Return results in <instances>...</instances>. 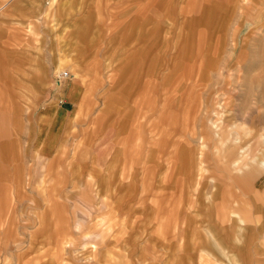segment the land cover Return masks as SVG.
<instances>
[{"label":"rangeland","instance_id":"1","mask_svg":"<svg viewBox=\"0 0 264 264\" xmlns=\"http://www.w3.org/2000/svg\"><path fill=\"white\" fill-rule=\"evenodd\" d=\"M137 1L0 0L1 59L24 42L35 47L27 50L32 88L7 78L13 88L4 95L0 84V105L30 100L39 126L14 150L1 136L0 186L9 168L25 186L29 150L51 157L38 161L36 231L51 217L67 228L61 243L57 229L21 264H251L250 248L239 253L250 242L239 238V220L253 215L264 223V0H157L169 2L168 13L158 5L149 15L152 30ZM111 12L118 19L110 28ZM81 31L87 35L77 38ZM53 33L59 38L50 43ZM147 41L152 50L144 54ZM63 70L70 77L57 84ZM12 71L19 70L0 61V76ZM71 83L74 98L78 88L84 92L86 110L65 133L64 150L60 106ZM76 165L90 184L60 199L61 185L72 184L68 176L60 182V167ZM259 241L262 249L264 237ZM11 257L0 264H15Z\"/></svg>","mask_w":264,"mask_h":264},{"label":"crops","instance_id":"2","mask_svg":"<svg viewBox=\"0 0 264 264\" xmlns=\"http://www.w3.org/2000/svg\"><path fill=\"white\" fill-rule=\"evenodd\" d=\"M127 2L129 3V1ZM137 2L138 3L141 2L142 4L145 5L143 12L144 11L145 13L148 12L146 15L143 16L145 26L150 25L151 21H153L152 17H149V15L159 13L158 5L162 6L161 4L163 3L165 6L164 8L165 10L162 9V12L164 11L168 13L169 2L167 3V1L162 2V1H157V0H138ZM137 2H134V3H137ZM128 5H129L128 12L130 11L133 12L136 10L134 6H132L131 3H129ZM117 17H118L117 12L116 13L111 12V13H108V17H106L107 19L106 18L104 19H106L109 22V25L111 28V26L115 24V21L118 19ZM150 26H148L149 30H152ZM148 27L147 29L144 28V30L146 29L144 34L148 32L147 38L150 36L149 35L150 31L148 30ZM157 29H159L160 31L162 30L161 27ZM185 29H188V28H185ZM109 32L111 33V30ZM85 35H87L86 32H82V31L76 33L77 38H83ZM58 38H59L58 33H53L50 36L49 42L53 43L57 41ZM145 46L146 47H145L144 54H149L150 48L152 50V46L150 45L148 41L146 42ZM6 48L7 47H5L3 51ZM30 48L34 49L35 47L27 46V44L24 42V45L20 47L18 51L14 49L13 50L6 49L7 53L8 51L9 52L11 51L10 53L12 54L11 55L6 54L5 56L2 57V59L0 56V59H1L0 61L2 64L6 65L7 67L12 66L13 68L19 70L18 72L12 71V73H6L8 75H5L4 73L1 74L0 84H1V90L3 88L2 91L4 95L6 93H7L6 95H9L11 89L13 88V87L11 88L13 83L12 84L7 83L8 81L7 78L9 77L17 81V86H23L24 89H26V86L32 88L34 84L33 81L35 78L34 77L35 72L29 67L30 65L27 64V62H29L28 59H30L27 57V50H29ZM66 54L67 53H63V54L59 53L57 56L59 58H62V56ZM144 54L142 55L141 59H137V60L141 62L144 61L145 60ZM10 56L12 57L11 59H10ZM138 68L141 69L142 66L136 67L134 69L137 70ZM21 70H22V73H21ZM140 72H142V70ZM20 83L21 85H19ZM72 85L73 83L67 86L64 89V92L62 94V97H65L67 105L60 106L66 112L64 119H63V129H62L61 140H60V144L63 147V149H64V142L66 143L68 141V138L66 137L65 139V136L68 134V132H70V130L74 126L73 120L78 121V119H80L79 117L82 115L81 111L86 110V108H84L86 107L85 106L86 104H84V102L80 103L81 100L83 99L84 92H82L81 89L78 88L79 89L78 98H74L70 93ZM24 94H27V92H24ZM7 97H5V100H7L6 99ZM18 102L20 103H17L18 104L17 106L23 107L24 113H22L21 116L18 113H15L16 112L15 109L19 108L16 106V103H12L10 101V102H7L8 104H4L5 102H3V104L0 105V109L2 111L1 113L4 116L3 118H0V138L1 136H4L5 142L9 143V146H11L10 148H12V150L15 149L16 141L20 142L22 146L26 145L30 127H34L35 129L39 127L37 126L38 121H36L35 119V114L34 113L33 115L30 114V109L34 107V103L30 102V100H29L30 105L29 103H25L24 101L19 100ZM49 104H50V101L45 102L43 105H41V107L38 109V112H39L38 117H40L41 112H43V116L47 114L48 112L47 106ZM80 121L82 122L83 120L80 119ZM44 122L46 123V120H44ZM31 123H34V126ZM20 127L23 128V131L20 130ZM79 131L83 132L84 128H80ZM117 132L118 130L113 132V135H116ZM88 134L90 133L88 132ZM22 135L27 136L26 140L23 141V143L21 139ZM10 142H13L14 144ZM180 144H182V142H178V146L176 147V149L179 148ZM23 152L27 153L24 150ZM82 154L83 152L81 150L76 151V156H75L76 159L80 160L82 157ZM26 156L28 157L29 164H32L33 166H32L31 178L28 175L27 183L25 184V186L22 187V185L19 183V178L17 180H14L13 175L15 172L11 168L8 169L6 173L7 178L5 179V181H3V183L0 186V259L4 260L6 258H9V256H12L13 258L11 257V259L15 261V264H21V262L24 260L26 261L27 258L31 256H35L36 252H39L38 250L39 248H41V246L47 247V244H49L48 242L51 239L50 234L55 233L53 231H56L57 229H59L58 230L59 240L61 243L62 242L61 240L66 236L65 230L67 229L63 220H56L54 217H51L50 224L49 226H47V228H44L38 232L36 231V227H37L36 224L39 222V220L37 219V215L35 211V204L34 202H31V198L32 197L35 198V196L37 195L36 188L42 186V183L41 184L35 183V181L41 182V179H42L43 173L40 171L39 165L40 163L46 164V162H48L51 157H48L47 155L43 156L38 150H35V149L29 150ZM96 156L92 157V154L90 153L91 158H95ZM66 158H67V155H66ZM39 160H40V163L38 162ZM36 164L38 165V167H36ZM82 169H83L82 166H79V165L73 166L69 169L64 168L62 166L60 167L59 172L60 174L63 175V176L61 175L60 182L63 179L67 180V176H68V180L70 179V181L72 182L71 186H68L65 188H63L62 186L63 184L61 185L60 187L61 193L59 195L60 199H63L64 197H66L64 194L65 193L67 194L68 192H71L73 195L77 197L78 195L81 194L80 192H84V186L86 184H90V182L88 181L89 178L84 180L82 176L83 174ZM10 171H12L11 175L13 174L11 178L8 177L10 175L9 174ZM16 177H18V173L16 174ZM94 180H97V183ZM94 180L91 183L93 185L92 191L94 192L98 190L96 191L97 192L96 194H97V197H100L98 179L95 178ZM48 183L49 182H47L46 184L48 185ZM53 184H57V183H53ZM94 184H97V188L94 187ZM52 190H56V189H52L51 187V191ZM51 196H53L52 193H51ZM48 204L49 206H51V204L53 205L52 199L51 201L48 200ZM54 204H56V202ZM62 206H63V201L61 200L59 207H62ZM45 217H46V213L42 212L40 215V218L42 219V221H44ZM246 218L247 220L245 221L239 220V228H240L239 238L249 239L250 242H249V245L247 243V246H243L241 251L239 250V253H241V255L243 256L244 248L245 247L248 249L250 248L251 254H252L251 264H259L261 263V261L263 263L264 257H262L261 259L259 255H260L261 250L264 251V247L260 249L261 244L259 240L264 237V223L261 225V223L255 222V217L253 215L252 216L247 215ZM56 222H59V226L55 225ZM207 229H208L207 237H210L211 226L208 225ZM193 235H195V232H193ZM193 238H197V237L193 236Z\"/></svg>","mask_w":264,"mask_h":264},{"label":"built area","instance_id":"3","mask_svg":"<svg viewBox=\"0 0 264 264\" xmlns=\"http://www.w3.org/2000/svg\"><path fill=\"white\" fill-rule=\"evenodd\" d=\"M69 76L70 73L66 70H63L56 75L55 82L57 84H62V82L66 80Z\"/></svg>","mask_w":264,"mask_h":264}]
</instances>
